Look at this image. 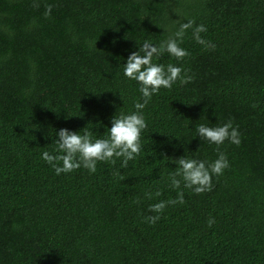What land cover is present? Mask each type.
Instances as JSON below:
<instances>
[{
	"label": "trees",
	"instance_id": "trees-1",
	"mask_svg": "<svg viewBox=\"0 0 264 264\" xmlns=\"http://www.w3.org/2000/svg\"><path fill=\"white\" fill-rule=\"evenodd\" d=\"M189 20L215 47L190 28L182 60L153 57L182 72L142 110L140 154L57 175L42 157L62 154L58 131L108 138L143 102L128 57ZM229 120L241 143L220 146L213 190L170 187L175 160L218 158L197 127ZM0 264H264V0H0Z\"/></svg>",
	"mask_w": 264,
	"mask_h": 264
},
{
	"label": "clouds",
	"instance_id": "clouds-1",
	"mask_svg": "<svg viewBox=\"0 0 264 264\" xmlns=\"http://www.w3.org/2000/svg\"><path fill=\"white\" fill-rule=\"evenodd\" d=\"M34 7H39L34 4ZM52 6L48 5L45 17L51 15ZM179 30L174 37H169L162 42L159 47L145 41L139 47V51L133 52L127 59L124 67V75L140 84L139 91L142 93L143 102L137 101L134 105L136 111L131 114L121 113L112 118V126L109 129L108 138L95 139L93 141L91 133L85 130L84 134L60 129L56 140L57 152L60 155H51L45 151L43 159L49 163L57 175L70 173L80 169H87L90 173H95L98 162L116 163V158H123L122 167L126 168L129 161L134 160L141 152V134L147 128L146 120L142 110L151 101L154 94H159L161 88L171 89L173 84L181 79L182 69L169 64L165 70L164 65L153 63V57H159L164 52L178 60H182L188 52L179 46L183 42L184 35L188 29H193V38L197 43L207 48H214L215 45L201 38L200 33L207 31L204 25L195 26L194 20L179 22ZM190 79V78H188ZM182 82H187L186 80ZM198 136L202 141L217 146L218 158L214 162H206L197 159L180 157L174 162L178 165L176 171L168 177L170 187L180 189L183 183L184 188L190 189L199 195L213 190V176L223 175L225 169L230 167L225 153L220 151V146L225 141H230L237 146L241 143L238 127H234L231 120L222 126L209 127L200 124L197 127ZM62 162V166L60 164ZM151 198V194H147ZM161 195L160 192L156 193ZM139 203V200H137ZM184 192L179 191L176 199L161 201L149 206V211L156 213L145 217L146 221L155 224L160 215L168 205L184 204ZM214 218H209L208 226L212 227Z\"/></svg>",
	"mask_w": 264,
	"mask_h": 264
}]
</instances>
